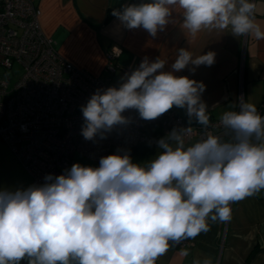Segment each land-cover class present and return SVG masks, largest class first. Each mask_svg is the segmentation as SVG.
<instances>
[{"label":"clouds","instance_id":"9594fccd","mask_svg":"<svg viewBox=\"0 0 264 264\" xmlns=\"http://www.w3.org/2000/svg\"><path fill=\"white\" fill-rule=\"evenodd\" d=\"M255 8L254 0H141L111 14L124 28L142 27L153 37L179 10L186 36L230 30L264 40ZM215 61L213 51L194 55L181 48L173 71L165 72L166 60L145 57L118 89H98L81 106V135L106 139L129 123L126 110L151 121L174 106L186 109L189 125L195 118L207 128L206 86L174 73ZM220 123L224 136L208 132L192 144L186 141L193 127L174 128L145 164L124 152L100 158L98 167L77 163L62 175H46L42 185L0 189V264H156L172 244L209 232V222H230L232 204L264 191V116L240 98L238 110L225 111Z\"/></svg>","mask_w":264,"mask_h":264},{"label":"crops","instance_id":"0c3cea01","mask_svg":"<svg viewBox=\"0 0 264 264\" xmlns=\"http://www.w3.org/2000/svg\"><path fill=\"white\" fill-rule=\"evenodd\" d=\"M131 1L36 0V3L41 11L42 32L56 43L58 54L94 78L119 88L126 80L125 71L130 75L145 57L150 62L158 58L166 60L162 71L171 72L179 49L190 50L194 55L213 51L216 61L212 66L201 65L193 72L191 69L195 66L189 65L181 72L174 73L203 82L206 90L201 99L207 105L210 121L220 120L225 111L235 109L229 106H237L240 86L244 102L256 107L261 105L264 100V40H257L252 35L234 37L230 30H204L195 38L186 36L180 28L183 18L179 10L173 13V23L153 37L142 27L131 30L124 28L118 18L111 14L113 8H120ZM254 2L255 22L264 29V0ZM113 48L119 49L120 55L115 62L116 73L109 76L105 71L107 52ZM169 111L182 117L188 126H199L195 118L189 125L186 109L174 106ZM159 151L158 147L148 148L131 158L139 164ZM25 176L28 186L30 179L26 173ZM231 207L230 222H209V232L185 240L192 244L186 249L189 252L187 257L181 255L182 249L177 244H172L156 264H193L195 260L203 262L205 259L211 260L212 264H264V191Z\"/></svg>","mask_w":264,"mask_h":264},{"label":"built area","instance_id":"2783aa9c","mask_svg":"<svg viewBox=\"0 0 264 264\" xmlns=\"http://www.w3.org/2000/svg\"><path fill=\"white\" fill-rule=\"evenodd\" d=\"M40 17L35 0H0V143L11 150L29 176L27 187L42 185L46 175L64 174L75 164V155L99 166L102 157L131 155L139 146L156 148L161 136L174 128L189 127L173 111L146 121L137 110L129 109L122 113L128 124L115 126L106 139L86 140L81 135V106L98 89L115 86L64 60L56 43L42 32ZM119 55L117 48L107 52L105 71L109 76L116 73ZM15 65L20 66L21 77L10 86L7 73ZM240 98L242 86L234 110H238ZM257 110L264 116V100ZM225 131L220 120H211L207 128L193 127L186 142L200 140L208 132L224 136ZM191 246L188 241L177 244L180 249Z\"/></svg>","mask_w":264,"mask_h":264},{"label":"rangeland","instance_id":"374dc122","mask_svg":"<svg viewBox=\"0 0 264 264\" xmlns=\"http://www.w3.org/2000/svg\"><path fill=\"white\" fill-rule=\"evenodd\" d=\"M7 77L11 79L10 86L15 84L21 77L20 66L15 65L13 70L7 73ZM159 152H157L155 155L147 156L139 164H145L155 159L159 154ZM74 162L75 164L78 163L81 166L98 167V165L84 159L79 155L74 156ZM26 181L27 179L25 173L20 163L16 159L15 155L6 145L1 143L0 144V189L9 190V191L16 189H24L27 186Z\"/></svg>","mask_w":264,"mask_h":264},{"label":"trees","instance_id":"16d2710c","mask_svg":"<svg viewBox=\"0 0 264 264\" xmlns=\"http://www.w3.org/2000/svg\"><path fill=\"white\" fill-rule=\"evenodd\" d=\"M141 2V0H132L131 2H130V4H132V3H140ZM144 149H148V147H144V146H139V147H137V148H135L133 151H132V153H131V157L135 154V153H137V152H139V151H141V150H144ZM142 155H143V153H142ZM142 155H140V156H142ZM139 156V157H140Z\"/></svg>","mask_w":264,"mask_h":264}]
</instances>
